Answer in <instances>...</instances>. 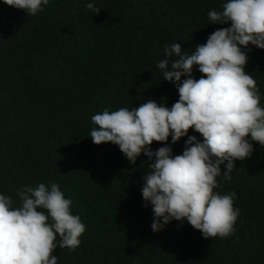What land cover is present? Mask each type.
<instances>
[{
  "label": "trees",
  "instance_id": "trees-1",
  "mask_svg": "<svg viewBox=\"0 0 264 264\" xmlns=\"http://www.w3.org/2000/svg\"><path fill=\"white\" fill-rule=\"evenodd\" d=\"M226 2L49 0L33 16L0 0V194L16 208L25 186L59 185L86 230L75 250L60 248L57 234V264H264V146L251 141L252 155L234 161L231 179L217 178L214 191H234L239 215L227 237L204 238L186 219L154 232L152 206L142 198L152 161L142 152L133 164L118 145L90 136L91 117L105 108L131 110L149 99L170 108L179 93L157 67L165 45L190 53L230 27L208 17ZM243 50L264 107V49ZM192 75L201 77L198 66ZM188 135L203 140L194 129ZM186 140L172 144L169 136L173 155Z\"/></svg>",
  "mask_w": 264,
  "mask_h": 264
},
{
  "label": "clouds",
  "instance_id": "clouds-1",
  "mask_svg": "<svg viewBox=\"0 0 264 264\" xmlns=\"http://www.w3.org/2000/svg\"><path fill=\"white\" fill-rule=\"evenodd\" d=\"M3 2L34 16L49 0ZM86 8L100 11L93 3ZM208 17L211 23L230 22V27L216 29L190 53L177 42L164 47L166 58L157 67L179 93L170 108L149 99L131 110L105 108L91 117L97 126L90 133L94 144L118 145L133 164L142 152L152 161L142 178V198L152 206L154 232L173 219H186L204 238L230 235L239 215L233 206L236 193L215 192L217 178L231 179L234 161L252 155L251 141L264 146V107L256 81L245 71L248 55L243 50L249 44L264 49V0H228ZM171 57L177 59L169 65ZM194 65L202 74L199 79L192 75ZM189 129L203 140L188 135ZM169 136L172 144L187 136L182 154L173 155ZM154 141L165 146L153 151ZM17 195L21 204L13 208L12 198L0 194V264H57L52 254L57 234L60 248L80 245L85 224L70 212L72 201L58 184L25 186Z\"/></svg>",
  "mask_w": 264,
  "mask_h": 264
}]
</instances>
